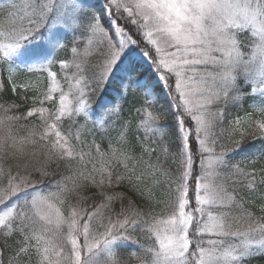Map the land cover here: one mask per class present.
I'll use <instances>...</instances> for the list:
<instances>
[{
	"label": "snow or ice",
	"instance_id": "obj_1",
	"mask_svg": "<svg viewBox=\"0 0 264 264\" xmlns=\"http://www.w3.org/2000/svg\"><path fill=\"white\" fill-rule=\"evenodd\" d=\"M56 62L75 105L63 89L55 102ZM5 65L0 93L35 87L21 65L51 86L26 113L0 102V264H245L264 254V215L249 207L264 213V167L230 162L240 140L218 144L230 107L252 110L228 121L233 132L264 117V0H0ZM257 135L252 164L264 158V120ZM161 175L169 188L157 201ZM157 203L169 214L156 215Z\"/></svg>",
	"mask_w": 264,
	"mask_h": 264
},
{
	"label": "trees",
	"instance_id": "obj_2",
	"mask_svg": "<svg viewBox=\"0 0 264 264\" xmlns=\"http://www.w3.org/2000/svg\"><path fill=\"white\" fill-rule=\"evenodd\" d=\"M58 55L60 56L61 59H63L65 56H68V58H70L71 54L69 52H59ZM58 63L59 62H56V64H58ZM2 80L5 83V85H7V77L5 75L2 77ZM247 90L250 91V86ZM42 91H43V89H42ZM42 91L39 92V91H34L32 89L31 90L18 89L17 93L14 94V93H12L10 86H8L7 91L0 93V97H2V101H0V102L6 101L8 103H11V102L15 101L17 104L20 105L18 112H14V113H10V114L26 113V110L28 108L32 107L34 103H35V106H37V107L40 106V104L38 103V100H43L42 99L43 95H41ZM25 92L27 94V101L26 102H25L24 96L22 95ZM98 95H99V92L93 93V97H92L93 101H95V99L97 98ZM248 103H250V101L245 102L243 110H239L235 107L229 108L228 115L226 116V119L224 121V125L226 128L228 126V121L232 120L235 115L244 116L245 112H251L252 111L248 107ZM5 106H7V104ZM43 106L44 107H51L52 104L44 102ZM157 107L158 108H165L166 107V104H165V101L163 98L160 100ZM133 115H134V113H133ZM254 118H256L259 121L264 120V117H261L258 112L254 114ZM28 120H35V118L34 117L28 118ZM171 122H172V118L170 116H168L167 114H165L163 119L161 120L162 124L163 123H171ZM88 139L91 140V137H88ZM240 141H241L240 149L236 150L233 153H230V156L232 157L230 162L231 163H237L240 161H244V163L241 164L242 167L247 166L248 170H251L252 167H255L257 169V171H259L260 168L264 167V158H257L255 161V164L250 163V161L253 159L254 147L258 148L261 144V138L257 135L256 138L253 139L251 134L250 135L248 134L246 137H244ZM168 142L169 141H163L159 145L153 144L152 146L159 150V149H162L163 147H165ZM226 143L227 144H224V145L228 148H231L234 146V144L229 143V141H226ZM219 144H222V142L220 141ZM106 147H107V144L105 142V144L102 145V148H104L106 150ZM85 150L87 151V149H85ZM217 151H220L219 147H217ZM137 155H139V149H137ZM151 162L152 163L156 162L155 156H153ZM161 164L169 172L174 171L178 167L177 163L174 162V159L172 156H167V157L161 156ZM97 166H99V165H97ZM53 168H55V165H51L49 170H51ZM159 179L161 180L162 183H161V187L159 189H157V194H156V200L157 201L162 199V197L160 196L159 193L164 191L165 189L169 188L168 178L161 175L159 177ZM6 183H7V181H4L5 185H6ZM44 183L47 184L48 181L45 180ZM170 183H171V189L170 190L172 192H174L175 188H176V177L175 176L171 177ZM50 190L55 191L54 188L50 189ZM113 191H123L126 193V195L130 196L138 204L141 203L140 197L138 195H136L135 193L127 190V189L114 188ZM163 199L171 200V199H174V196L163 198ZM249 207L253 209V211L255 212V215H257V216L264 215V213H261L259 208L256 205H249ZM154 209H155L156 215H161V214L167 215V214H169L167 209H166L165 203L154 204ZM136 235L139 237V243L145 244V239H144L143 234L137 233ZM133 247H135V246H133ZM137 263H138V261H136L135 258H133L132 261L130 262V264H137ZM245 264H264V254H258V255H254V256L250 257L249 259L246 260Z\"/></svg>",
	"mask_w": 264,
	"mask_h": 264
},
{
	"label": "rangeland",
	"instance_id": "obj_3",
	"mask_svg": "<svg viewBox=\"0 0 264 264\" xmlns=\"http://www.w3.org/2000/svg\"><path fill=\"white\" fill-rule=\"evenodd\" d=\"M87 3L94 4V3H97V0H87ZM70 58H71V55H70ZM17 63H19V62H17ZM54 64L51 67V71L57 73V80L59 81V84L57 86V91L52 94L54 99H55V102L56 103L59 102V94H60L59 89H63L66 93H69V100L71 101L72 105H75L76 102L73 99V94H72V92H69L68 84L63 79V77L65 75V70H63L61 68L60 63H58V64L54 63ZM21 72H22V75H20V77H19L21 80L30 82L31 84L35 85V87L32 90L40 92L43 89L41 95H43V93L47 92L48 88L51 86L47 72H41V71H36L34 73L28 72L27 69L23 67V65H21ZM4 75L6 77L8 75L7 65H5L3 68H0V80H2V77ZM74 84H75V82L73 81V85ZM45 103H51L52 104V101H45ZM257 121H259V120L254 118V115H252L248 121H246L244 124L241 125L240 130L235 131V132H233L229 128V126H227V128H226L224 123H223L222 127L226 130L225 137H222L218 141V144L220 143V141L222 142V144H227L226 141H229V143L234 144L235 141L241 140V133H243V138L246 137L248 134L250 135L252 133L253 129L255 128ZM229 135L231 136V139L227 138ZM216 151H217V149H216ZM217 152H219V151H217ZM200 175H202L201 164H200L199 160H196V163L194 165L193 177H198ZM188 186H189V196H190V205H191V208L188 210L194 211V208L196 206L195 205V196H194L195 183H194V180L192 178L189 179ZM133 248H134V250L138 251V249H136V247H133Z\"/></svg>",
	"mask_w": 264,
	"mask_h": 264
}]
</instances>
